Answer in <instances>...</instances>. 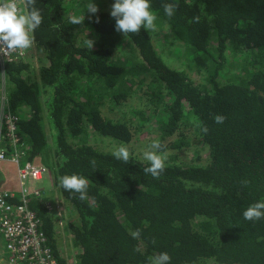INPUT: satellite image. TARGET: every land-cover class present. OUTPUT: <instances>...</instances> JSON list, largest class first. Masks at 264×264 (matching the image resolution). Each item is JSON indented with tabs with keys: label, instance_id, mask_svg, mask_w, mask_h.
I'll list each match as a JSON object with an SVG mask.
<instances>
[{
	"label": "trees",
	"instance_id": "16d2710c",
	"mask_svg": "<svg viewBox=\"0 0 264 264\" xmlns=\"http://www.w3.org/2000/svg\"><path fill=\"white\" fill-rule=\"evenodd\" d=\"M88 2L37 0V63L0 66L26 159L46 169L68 210L63 220L47 208L46 188L27 202L54 259L148 264L167 252L171 264H264V220L242 217L264 201V0H150L156 30L127 37L115 30L114 0H94L96 14ZM165 3L178 5L172 16ZM148 133L172 151L159 178L141 157L126 164L93 144L129 146ZM66 174L89 179L86 200L60 186Z\"/></svg>",
	"mask_w": 264,
	"mask_h": 264
},
{
	"label": "clouds",
	"instance_id": "9594fccd",
	"mask_svg": "<svg viewBox=\"0 0 264 264\" xmlns=\"http://www.w3.org/2000/svg\"><path fill=\"white\" fill-rule=\"evenodd\" d=\"M22 4L24 11H21L18 0H0V56L5 57L7 62L13 53L23 55L27 50L33 48L35 45L34 32L42 23L41 11L36 6L37 0H22ZM177 7L178 5L173 3H165L163 5L165 14L168 16H172ZM86 9L89 14H96L99 11L98 5L94 3V0H89L86 4ZM150 9V0H114L111 5L110 15L115 20V30L122 33L125 37L129 34H138L141 28L148 32L155 31L157 17ZM193 19L196 22L199 21L198 16ZM84 20L85 14L69 17V23L72 25H83ZM96 22H99V17L96 18ZM83 44L92 50L95 41L89 39L87 33V38ZM225 119L222 115L214 116V120L218 124L223 123ZM204 131L206 132L207 129H204ZM163 148L164 146L159 140H154L142 150V159L148 163V166L143 168L145 174H150L153 178H159L160 174L165 170L168 153ZM112 155L126 164L131 157L128 146L123 143L114 149ZM91 163L95 166V160L91 161ZM47 177L45 180L48 179ZM244 183L246 184L247 181ZM59 184L65 191L79 194L80 200L87 199L88 178L77 174H66L59 178ZM0 192L14 193L12 188L8 190L1 188ZM46 207L52 208L49 203H46ZM242 217L250 222L264 220V201L250 204L243 210ZM130 235L134 239H138L140 231H132ZM0 264H5V261H0ZM148 264H171V257L167 252H159L148 258Z\"/></svg>",
	"mask_w": 264,
	"mask_h": 264
},
{
	"label": "built area",
	"instance_id": "2783aa9c",
	"mask_svg": "<svg viewBox=\"0 0 264 264\" xmlns=\"http://www.w3.org/2000/svg\"><path fill=\"white\" fill-rule=\"evenodd\" d=\"M20 9L21 2L18 0ZM13 53L8 62L0 56V66L24 58ZM9 102L4 90L0 92V165L9 164L16 168L17 193L0 192V245L3 246L0 259L5 264H58L47 245L41 223L29 211L30 198L41 199L37 186L47 177L44 167L26 159L27 146L19 130L18 117L9 112Z\"/></svg>",
	"mask_w": 264,
	"mask_h": 264
},
{
	"label": "rangeland",
	"instance_id": "374dc122",
	"mask_svg": "<svg viewBox=\"0 0 264 264\" xmlns=\"http://www.w3.org/2000/svg\"><path fill=\"white\" fill-rule=\"evenodd\" d=\"M25 56H29L30 58H28L29 60H31L34 64L37 63V54L36 51L33 48L27 50L25 52ZM24 56V57H25ZM173 64V62H172ZM54 135V133H53ZM154 135H149V133L147 134V137H142L141 140L139 142H133L131 143L128 148L130 150L131 154H135L136 156H139L142 158V150L146 147H148L150 145V141L147 138H152ZM94 145H99L101 147H110L111 149H115L113 144H110L108 140H100V139H95L94 140ZM168 155L172 154V151H167ZM174 153H177L176 151H174ZM180 157H182L183 160H192V156L189 153H186V155H180ZM49 177V175H48ZM9 179V178H8ZM4 184L5 181H4ZM46 184V185H45ZM13 186V183H12ZM14 187V186H13ZM38 188H46V190L49 191V195H48V199H47V203H49V205L53 208H55V212L57 213L58 217H63L62 219L64 220L65 218H67V208L64 202H62L61 200H59L55 194V191L53 189V186L49 180V178L46 180L45 183L41 184L40 186H38ZM39 190V189H38ZM60 228L62 229V225L60 226V223L58 225V229L60 230ZM65 247V246H64Z\"/></svg>",
	"mask_w": 264,
	"mask_h": 264
},
{
	"label": "crops",
	"instance_id": "0c3cea01",
	"mask_svg": "<svg viewBox=\"0 0 264 264\" xmlns=\"http://www.w3.org/2000/svg\"><path fill=\"white\" fill-rule=\"evenodd\" d=\"M7 165H9V164H2V167H8ZM1 166V165H0ZM9 167L12 169L11 171H9V172H7L6 174H5V176L6 177H10L9 179L8 178H5V183L6 184H4V183H2V185L1 186H6V187H9V188H12V190L15 192V193H17L18 192V182H17V176H16V168L14 167V166H12V165H9ZM9 173V174H8ZM12 183H13V186H12ZM8 185V186H7ZM2 248H3V246L2 245H0V253L3 251L2 250ZM0 261H2L1 259H0Z\"/></svg>",
	"mask_w": 264,
	"mask_h": 264
}]
</instances>
